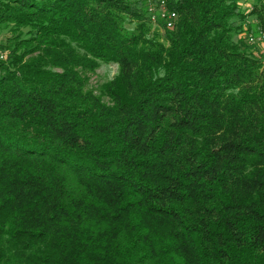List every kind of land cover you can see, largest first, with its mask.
Wrapping results in <instances>:
<instances>
[{
  "label": "trees",
  "instance_id": "obj_1",
  "mask_svg": "<svg viewBox=\"0 0 264 264\" xmlns=\"http://www.w3.org/2000/svg\"><path fill=\"white\" fill-rule=\"evenodd\" d=\"M168 3L0 0V264H264V0Z\"/></svg>",
  "mask_w": 264,
  "mask_h": 264
},
{
  "label": "built area",
  "instance_id": "obj_2",
  "mask_svg": "<svg viewBox=\"0 0 264 264\" xmlns=\"http://www.w3.org/2000/svg\"><path fill=\"white\" fill-rule=\"evenodd\" d=\"M149 21L153 25L160 26L164 29H173L178 20V14L175 10L170 9L168 0H143ZM250 42L254 39L249 38ZM258 40V39H257ZM4 54L0 52V59Z\"/></svg>",
  "mask_w": 264,
  "mask_h": 264
},
{
  "label": "rangeland",
  "instance_id": "obj_3",
  "mask_svg": "<svg viewBox=\"0 0 264 264\" xmlns=\"http://www.w3.org/2000/svg\"><path fill=\"white\" fill-rule=\"evenodd\" d=\"M251 2H247L243 5V8H251ZM158 28V27H157ZM158 30L162 32L159 28ZM5 33H0V43L4 41ZM3 44V43H2ZM0 52L3 53L6 56V52L2 49H0ZM116 65H105L102 64L98 69H96L95 73L90 74V85L91 86H98L100 83L105 82L113 77V75L116 72Z\"/></svg>",
  "mask_w": 264,
  "mask_h": 264
}]
</instances>
